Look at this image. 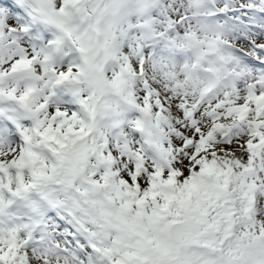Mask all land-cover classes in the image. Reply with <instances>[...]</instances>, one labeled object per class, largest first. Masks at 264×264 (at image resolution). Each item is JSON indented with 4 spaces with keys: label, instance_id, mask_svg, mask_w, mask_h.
<instances>
[{
    "label": "snow or ice",
    "instance_id": "snow-or-ice-1",
    "mask_svg": "<svg viewBox=\"0 0 264 264\" xmlns=\"http://www.w3.org/2000/svg\"><path fill=\"white\" fill-rule=\"evenodd\" d=\"M0 264H264V0H0Z\"/></svg>",
    "mask_w": 264,
    "mask_h": 264
}]
</instances>
